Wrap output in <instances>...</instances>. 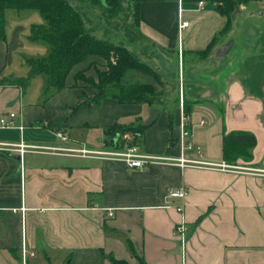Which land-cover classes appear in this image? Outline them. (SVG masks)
Here are the masks:
<instances>
[{
    "label": "crops",
    "instance_id": "obj_1",
    "mask_svg": "<svg viewBox=\"0 0 264 264\" xmlns=\"http://www.w3.org/2000/svg\"><path fill=\"white\" fill-rule=\"evenodd\" d=\"M180 8L189 21L182 29ZM139 19L142 36L158 49L146 53L156 58L163 75L181 73L183 93L181 105L168 99L164 106L154 105L160 113L143 130V151L225 162V133L243 129L256 134L253 158L235 162L241 171L165 162L130 167L68 151L39 155L30 148L21 154L16 146L0 143V264H21L24 244L34 252L28 264H113L112 258L130 264H264V173L257 170L264 166V97L248 71L224 70L240 45L243 57L261 51L258 38L246 28L264 20V2L229 18L218 9V0H141ZM32 24L16 23L11 35L0 36V117L16 113L15 126L0 127V142L102 148V143L110 146L106 138L116 123L137 125L149 117L152 105L146 102L114 96L86 102L98 89L75 84V75L96 57L76 64L67 85L44 103L23 102L22 87L10 82L22 75L6 74V68ZM211 42L212 54L200 59L197 51ZM224 44L228 47L217 58L215 51ZM203 59L199 69L196 60ZM201 75L214 81L208 96L196 90L185 96L186 76ZM185 98L194 102L191 134L185 139L191 147L182 150ZM59 129L69 139L57 137ZM182 185L185 197H171V189ZM183 220L189 225L185 236L176 229Z\"/></svg>",
    "mask_w": 264,
    "mask_h": 264
},
{
    "label": "trees",
    "instance_id": "obj_2",
    "mask_svg": "<svg viewBox=\"0 0 264 264\" xmlns=\"http://www.w3.org/2000/svg\"><path fill=\"white\" fill-rule=\"evenodd\" d=\"M107 1L115 8H121V0ZM241 1L245 0H218V9L232 18L233 10ZM77 2L78 0H0V36L2 38H7V9H38L43 20L31 25L29 38L42 40L50 46L48 54L27 58L30 73L26 77L12 78L10 82L25 87L32 77L44 73L47 79L45 90L47 98L67 85V77L76 64L92 54H98L107 60L108 66L106 70L97 69L98 80L92 75H82L87 68L79 70L75 75V84H78L79 76L82 75V78L88 81L89 86L98 89L93 98L86 100L87 103L92 100L100 102L106 96H114L122 102H146L155 105L157 93L155 85L152 82L129 81L127 76L133 70L139 69L152 72L161 78V72L154 66L138 60L130 48L116 45L107 38L93 34L91 27H87L85 24L86 13L82 12L83 9L80 10L75 6ZM79 2L82 1L79 0ZM111 10L104 9L108 15L112 14ZM213 48L214 43L211 42L205 49L199 50L197 53L201 58H207L212 54ZM251 75L255 88L264 97V54L257 56ZM193 102V99L185 98L186 114H189ZM173 115L171 113V118ZM146 127L143 122L137 125L116 123L109 129L110 137L106 138V142L112 147H120L124 143L122 133L126 130H132L137 136L136 140L141 141V135ZM117 134L120 136L116 137ZM256 142L257 137L253 131L241 129L226 132L224 135V159L230 163H235L240 158L250 161L254 155L253 148ZM112 261L113 264H130L124 259L112 258Z\"/></svg>",
    "mask_w": 264,
    "mask_h": 264
},
{
    "label": "rangeland",
    "instance_id": "obj_3",
    "mask_svg": "<svg viewBox=\"0 0 264 264\" xmlns=\"http://www.w3.org/2000/svg\"><path fill=\"white\" fill-rule=\"evenodd\" d=\"M77 1V0H76ZM82 2H78L75 4L76 7L83 9V13H86L85 24L87 27H91L93 34L98 37L107 38L110 42L115 43L116 45H120L123 47L130 48L135 54L138 60L142 62L152 65L155 68H158L156 58L153 56H149L150 50H158L156 45H152L151 41L145 39L141 32L139 31V22H138V12H139V3L141 0H121L122 5L121 8H115L113 4H110L107 0H81ZM264 2V0H245L241 1L239 5L233 10V15L235 16L239 11H241L244 7L250 6H258ZM79 3V4H78ZM104 9H112V14L108 15ZM9 16L7 18L6 24V32L8 35H11L13 27L16 23L19 22H33L39 23L42 22L43 16L38 9H24L17 10L14 8L9 9ZM20 11V14L18 12ZM14 13V14H12ZM19 17H22L23 20H18ZM247 31L251 30L252 33L256 35L258 38V43L256 44L261 47V51L258 53H254L248 55L247 57H243V50H241V45L239 42V48L228 59L230 60L226 66H224V70L230 73L248 71L251 75V70L253 71V67L255 62L257 61V56L264 54V20L262 22H254L249 23L247 25ZM241 41V39H239ZM24 44L20 45L16 52H14L13 62L7 65L6 74L10 71L15 72L18 75L17 77H26L30 73V65L27 62L28 57H40L49 53L50 46L48 43L42 40H33L30 38L23 39ZM143 49H145L143 51ZM214 49V48H213ZM194 55V54H192ZM192 55L190 57H192ZM89 57H96L97 60H92L91 66L87 69L90 72L85 71L82 75H92L95 76V79L98 80L97 69L106 70L108 69L107 60L98 54H92ZM88 57V58H89ZM198 57L195 56V58ZM199 58L201 59L200 55ZM114 61V58H112ZM205 59L196 60V64H198V68L205 63ZM220 61V60H218ZM224 61V60H223ZM227 61V60H226ZM226 63V62H225ZM197 75L200 71L197 70L195 72ZM231 73V74H232ZM82 75L79 76L78 83L82 84L84 87H88V81L82 78ZM186 86L185 96H192L193 91H199L201 97H207V93L209 92V87L212 86L210 83H214L213 80L204 78L201 76H195L193 79L188 78L186 76ZM46 75L44 73L37 74L32 77L30 81L22 87V101L23 102H36V103H44V99L46 98ZM127 80L129 81H143V82H152L156 87V100L155 105L161 104V106L166 104V99H168L171 103H177L181 105L182 103V90H181V81L182 76L177 77L176 74H170L169 76L166 74L163 75L161 73L160 76H156L152 72H147L143 70H133L127 76ZM90 82V81H89ZM254 82V81H253ZM255 86V85H254ZM183 87V86H182ZM221 88V86H220ZM203 89V90H202ZM213 93V92H212ZM215 94V93H214ZM260 94V93H259ZM207 95V96H206ZM178 99V100H177ZM164 102V103H163ZM48 133H53V130H48ZM56 133V131H55ZM42 142V141H37ZM40 144H50V143H40ZM101 147L104 146L102 143ZM34 151L39 153H48V149L45 147H37L33 148ZM43 155V154H39ZM264 155V153H263ZM48 156V155H47ZM264 157V156H263ZM263 157L261 161L263 160ZM260 169H264V166L258 167Z\"/></svg>",
    "mask_w": 264,
    "mask_h": 264
},
{
    "label": "built area",
    "instance_id": "obj_4",
    "mask_svg": "<svg viewBox=\"0 0 264 264\" xmlns=\"http://www.w3.org/2000/svg\"><path fill=\"white\" fill-rule=\"evenodd\" d=\"M200 4L204 3V0H199ZM189 25V21L186 19H183L181 17V8L179 10V27L180 29L187 27ZM16 116V113L14 111L9 112L8 116H1L0 117V127H13L15 126V120L14 117ZM189 114H184L183 118L181 120V136H182V145L181 149L184 150L187 147H191V142L189 140H185L190 134H191V127L188 123ZM204 120L201 121L203 123ZM22 129L23 126H20ZM57 137H59L61 140H67L69 139L68 134L64 130H57L56 131ZM135 134L133 132H125L122 135V139L124 140L123 145L120 147H112V146H106L102 148H92L88 147L86 145L80 146V147H70V148H62L57 145H37V144H29L25 143L23 141L19 143H13V142H0L3 144H8L9 146H16V150H19L21 154H24L27 150L30 148H37L39 146L45 147L50 152H59V151H68L71 154L79 155V156H85V157H97L102 159H110L113 161H121L124 162L126 165L130 167H144L145 165L149 163H155V162H165V163H173V164H180L182 166L186 165H207L211 167H219L223 170H229V171H241V166L237 165L236 163H230V162H216V161H210V160H204V159H195V158H189L185 157L183 154L179 157L171 156V155H163V154H152L147 153L143 151L141 147V142L136 140ZM258 171L261 173H264V169L257 168ZM187 193V189L185 186H177L171 189L170 196L173 198H184ZM165 206H170L169 204H166ZM22 210H25L26 207L22 205L20 207ZM177 209L179 211H183L184 205L179 204L177 205ZM14 210H17V208H14ZM177 231L182 236H185L186 233L189 231V225L188 223L183 220L176 226ZM34 252H30L27 250L26 245L24 244L22 247V254H21V264H28V258L31 254Z\"/></svg>",
    "mask_w": 264,
    "mask_h": 264
},
{
    "label": "water",
    "instance_id": "obj_5",
    "mask_svg": "<svg viewBox=\"0 0 264 264\" xmlns=\"http://www.w3.org/2000/svg\"><path fill=\"white\" fill-rule=\"evenodd\" d=\"M228 47L227 44H224L223 46H219L216 51L214 56H216L217 58H221L224 55V49ZM160 113V108L157 106L152 105L150 108V114L149 117L143 121L144 125L149 126L151 124H153L155 122V120L157 119V116ZM120 136V134H117L116 137ZM17 158H20V154L16 155Z\"/></svg>",
    "mask_w": 264,
    "mask_h": 264
}]
</instances>
